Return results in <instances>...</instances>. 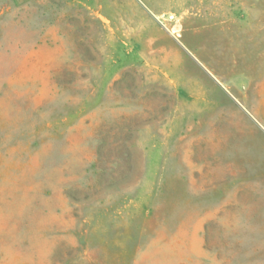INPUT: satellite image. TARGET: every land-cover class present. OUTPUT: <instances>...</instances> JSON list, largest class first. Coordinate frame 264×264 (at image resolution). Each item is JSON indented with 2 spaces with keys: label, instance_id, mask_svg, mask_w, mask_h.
I'll list each match as a JSON object with an SVG mask.
<instances>
[{
  "label": "rangeland",
  "instance_id": "obj_1",
  "mask_svg": "<svg viewBox=\"0 0 264 264\" xmlns=\"http://www.w3.org/2000/svg\"><path fill=\"white\" fill-rule=\"evenodd\" d=\"M0 264H264V0H0Z\"/></svg>",
  "mask_w": 264,
  "mask_h": 264
}]
</instances>
